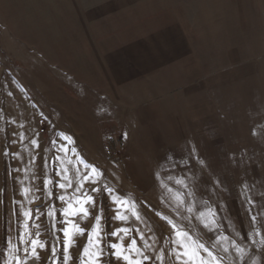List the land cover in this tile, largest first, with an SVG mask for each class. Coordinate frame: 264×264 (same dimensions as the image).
<instances>
[{
  "label": "rangeland",
  "instance_id": "374dc122",
  "mask_svg": "<svg viewBox=\"0 0 264 264\" xmlns=\"http://www.w3.org/2000/svg\"><path fill=\"white\" fill-rule=\"evenodd\" d=\"M111 71L119 76H109ZM62 135L75 141L76 156L63 155L56 163L53 141ZM186 141L195 142L225 178L219 207L215 197L204 195L191 218L169 210L184 191L176 184L184 174L177 170L171 182L160 175L159 185L153 180L154 172L172 163L158 161ZM5 150L19 154L10 164L19 172L6 173ZM84 164L98 169L91 175L99 183L83 185L96 205L77 206L88 215L74 218L85 235L75 237L69 264H79L93 227L103 230L105 244L117 242L110 234L118 228H139L154 238L149 243L155 254L163 249V264H176L166 221L210 246L203 228L209 208L217 212L218 234L229 240L254 228L264 235V209L250 225L248 193L240 183L255 181L254 191L264 195V0H0V252L10 224L16 238L14 199L33 210L29 230L52 240L53 220L60 228V213L80 199L73 191L80 175L72 174ZM61 168L69 169L65 176L56 175ZM65 178L71 187L45 189V180ZM23 188L29 189L27 200ZM111 200L126 201L124 221L111 218ZM38 252L40 260L29 264H51L50 244ZM231 260L226 257L225 264Z\"/></svg>",
  "mask_w": 264,
  "mask_h": 264
},
{
  "label": "snow or ice",
  "instance_id": "6c2138e0",
  "mask_svg": "<svg viewBox=\"0 0 264 264\" xmlns=\"http://www.w3.org/2000/svg\"><path fill=\"white\" fill-rule=\"evenodd\" d=\"M46 117L41 114L40 124L44 125L46 123ZM21 128L24 125H20ZM39 135V133H36ZM25 132L19 133V140L23 142L25 140ZM124 138H127L125 133ZM16 141L13 140L14 144ZM31 144L35 146L38 151H43V145L38 144L36 139H31ZM55 145V151L58 153L55 162L59 163L63 155L71 154L76 156L75 141L71 137L61 136L59 138V143L53 141ZM5 156L10 159L6 162V173L11 175L12 173L19 172V168H11V161H16L19 159V154L15 152H8L5 150ZM172 160L169 167L164 168L162 172H154L153 180L159 185L160 175L167 176L168 180L171 182L172 174L179 170L184 174V178L177 180L176 184L183 188V192L177 194L174 204L170 205V211H174V214L179 217L182 212H187L189 217H192L193 207L198 199H202L204 195H207L209 199L215 197L212 203H215L219 207V201L223 197L224 193L221 189L225 186V178L219 176L215 169L207 162V158L203 157L197 148L195 142L189 144L185 142L182 148L177 150H172V156L169 157L165 154L164 157L158 161V165ZM35 160V157H33ZM183 161V163H180ZM84 170L81 171L79 165L76 166V172L72 175H80L79 184L73 189L74 193L80 196L77 201V205L74 206L72 203H67V206L60 213L64 219L60 221L61 227H56V222L53 220L52 231L55 233L52 240L45 241L41 239V233L37 231L32 233L29 230L30 221L33 220V210L31 208H26L24 202L13 200V215L16 217V238L13 239L12 232L14 231L12 225L10 224L5 237V248L3 252H0V256L4 259L0 264H29L30 260H40V255L38 249L45 250L51 247V264H69V261L73 260L70 254V249L73 247L75 242V237L77 235H85V230L80 228L74 223V218L78 215L87 216L88 212L85 208H79L78 205L92 204L96 205V200L94 196L88 194L84 191L83 185H95L99 183V179L91 173L98 172L95 166L89 164H84ZM10 169V170H9ZM68 168H61L57 171V176H65L68 172ZM102 176L103 173H100ZM197 176L199 179H197ZM213 177H216L213 180ZM15 180V177H14ZM188 181H191V187H189ZM21 184L24 181H20ZM240 183L243 185L245 192L248 193L246 197L247 208L246 211L249 215L250 225H254L259 216V210L264 209V195H257L254 191L255 181L251 183H245L241 180ZM73 181L71 179L65 178L64 182H54L51 179L44 181L45 189H48L49 185L53 187H58L61 190H65L71 187ZM211 185V188L209 187ZM167 192H172V188L167 185L163 186ZM264 188V184L261 185ZM29 189L23 188L21 190V195L27 200V193ZM92 192H100V188L93 187ZM230 194L233 188L229 187L227 189ZM237 195H241L240 189H236ZM107 195V193H105ZM48 195L51 196V190L48 191ZM60 201H65V196L61 195L58 197ZM163 202V201H161ZM31 203V201H28ZM207 205L208 201H204ZM111 204L114 205L112 208L114 220L124 221L125 215L127 213V208L125 207L126 201L123 200H111ZM254 209H256L254 213ZM39 213V209L35 210ZM211 213V219L209 222L203 224V228L207 230L208 239L211 241V245H206L197 239H193L192 236L180 229L172 221H166V223L172 229L171 238V252L170 255L175 257L176 264H225L226 257H232L229 264H264V235L261 234L259 230L253 229L250 233H245L243 235L235 234V238L229 240L228 236H221L218 234V225L216 223L215 217L217 215L216 211L209 208ZM201 216L204 215L203 212L200 213ZM50 217H54V212H49ZM22 217V223H21ZM36 218H39L38 216ZM100 217H97V222H99ZM261 228H264V223H261ZM92 233L88 234L87 243L83 246L80 251V261L79 264H146L155 259L158 264H163L164 251L161 249L159 254H155V249L149 240L154 238L145 237V234L137 229L131 228H118L111 232L110 238L117 240L116 243L105 244V235L102 234L103 230L93 227ZM135 232L136 236L131 234ZM259 236L260 239L257 240L256 237ZM128 239L130 242L127 246L124 244V240ZM138 240L142 244L138 243ZM221 241H228V246H222ZM218 250V252L216 251ZM219 253V254H218Z\"/></svg>",
  "mask_w": 264,
  "mask_h": 264
},
{
  "label": "crops",
  "instance_id": "0c3cea01",
  "mask_svg": "<svg viewBox=\"0 0 264 264\" xmlns=\"http://www.w3.org/2000/svg\"><path fill=\"white\" fill-rule=\"evenodd\" d=\"M112 58V57H111ZM110 62V61H109ZM118 71L117 72H114V71H111V73H110V75L109 76H113V77H118L119 75H118ZM124 73H126V72H124ZM126 75V74H125ZM112 83H113V81H111Z\"/></svg>",
  "mask_w": 264,
  "mask_h": 264
}]
</instances>
